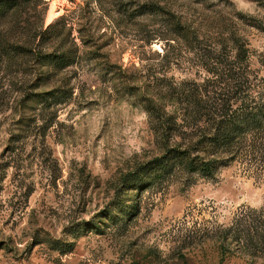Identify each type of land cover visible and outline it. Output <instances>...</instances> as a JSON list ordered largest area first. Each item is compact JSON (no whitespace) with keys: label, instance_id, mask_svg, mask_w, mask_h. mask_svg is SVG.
<instances>
[{"label":"rangeland","instance_id":"374dc122","mask_svg":"<svg viewBox=\"0 0 264 264\" xmlns=\"http://www.w3.org/2000/svg\"><path fill=\"white\" fill-rule=\"evenodd\" d=\"M238 97L264 0H0V264H264V130L181 160Z\"/></svg>","mask_w":264,"mask_h":264},{"label":"trees","instance_id":"16d2710c","mask_svg":"<svg viewBox=\"0 0 264 264\" xmlns=\"http://www.w3.org/2000/svg\"><path fill=\"white\" fill-rule=\"evenodd\" d=\"M60 62H64L60 59ZM239 88L241 85L239 84ZM237 107L234 110L227 111L223 109L222 115L216 121L211 129L210 144L215 152L212 154L219 155L208 161L204 158L192 159L191 157L181 158L185 161L187 168L190 172H202L210 174L216 169L219 159H226V156L235 157L244 145L245 139L253 133H260L264 130V106L260 105L255 99L243 100L237 98ZM226 110V111H225ZM231 112V114H229ZM193 145L192 148H194ZM233 155V156H231ZM221 161H223L221 159ZM220 161V162H221ZM219 164V163H218Z\"/></svg>","mask_w":264,"mask_h":264},{"label":"bare ground","instance_id":"6f19581e","mask_svg":"<svg viewBox=\"0 0 264 264\" xmlns=\"http://www.w3.org/2000/svg\"><path fill=\"white\" fill-rule=\"evenodd\" d=\"M56 15H57L56 14V1H53L51 4V9H50L48 17H47L48 23L52 22L54 20V18L56 17Z\"/></svg>","mask_w":264,"mask_h":264}]
</instances>
